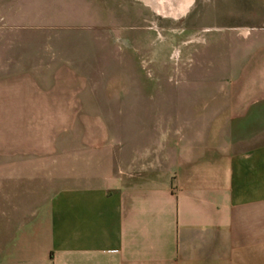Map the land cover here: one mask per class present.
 Returning <instances> with one entry per match:
<instances>
[{"label":"crops","instance_id":"obj_1","mask_svg":"<svg viewBox=\"0 0 264 264\" xmlns=\"http://www.w3.org/2000/svg\"><path fill=\"white\" fill-rule=\"evenodd\" d=\"M245 48L215 117L122 152L77 65L0 52V264H264V38Z\"/></svg>","mask_w":264,"mask_h":264},{"label":"rangeland","instance_id":"obj_2","mask_svg":"<svg viewBox=\"0 0 264 264\" xmlns=\"http://www.w3.org/2000/svg\"><path fill=\"white\" fill-rule=\"evenodd\" d=\"M168 15L142 0H0V52L77 65L85 119L112 150H137L178 119L215 117L246 45L264 38V0H194ZM150 170L121 176L144 182Z\"/></svg>","mask_w":264,"mask_h":264},{"label":"bare ground","instance_id":"obj_3","mask_svg":"<svg viewBox=\"0 0 264 264\" xmlns=\"http://www.w3.org/2000/svg\"><path fill=\"white\" fill-rule=\"evenodd\" d=\"M159 13L178 16L186 12L194 0H142ZM168 15V16H169Z\"/></svg>","mask_w":264,"mask_h":264}]
</instances>
